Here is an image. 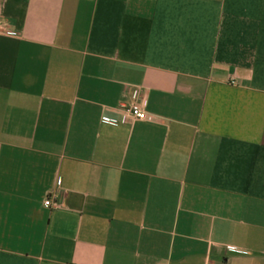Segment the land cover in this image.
<instances>
[{
	"label": "crops",
	"instance_id": "1",
	"mask_svg": "<svg viewBox=\"0 0 264 264\" xmlns=\"http://www.w3.org/2000/svg\"><path fill=\"white\" fill-rule=\"evenodd\" d=\"M0 18V264H264V0Z\"/></svg>",
	"mask_w": 264,
	"mask_h": 264
},
{
	"label": "built area",
	"instance_id": "2",
	"mask_svg": "<svg viewBox=\"0 0 264 264\" xmlns=\"http://www.w3.org/2000/svg\"><path fill=\"white\" fill-rule=\"evenodd\" d=\"M4 22L0 18V32L3 29ZM131 99L132 103L123 106L120 108V119L122 122L126 121L127 119H134V120H141V121H152L153 116L148 114L145 111V100L139 98V93L137 90H133L131 92ZM108 117L103 116L102 120L103 121H108ZM43 205L45 207H51L53 206V203L51 202V199L49 197H46L43 201ZM228 251H235V249H228Z\"/></svg>",
	"mask_w": 264,
	"mask_h": 264
}]
</instances>
